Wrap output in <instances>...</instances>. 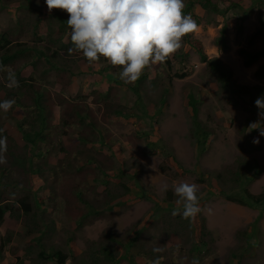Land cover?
<instances>
[{
	"label": "rangeland",
	"instance_id": "obj_1",
	"mask_svg": "<svg viewBox=\"0 0 264 264\" xmlns=\"http://www.w3.org/2000/svg\"><path fill=\"white\" fill-rule=\"evenodd\" d=\"M7 1L2 0L3 6ZM203 1L183 0V11L188 10L184 15L191 16L195 21L198 18V27L183 37L181 48L168 58L169 66L157 63L147 69L150 77H153V69L159 75L153 81L147 79L141 83L142 108L134 106L136 97L127 87L133 83L120 84L110 74V78L105 76L103 79L91 74L87 67L78 74L72 85L73 91L67 92L68 95L88 98L84 100L86 105L82 110L85 113L89 111L100 121L97 129L103 134L104 144L94 138L95 143L78 145L73 135H68L64 143L66 146L73 144L75 152L97 158L105 170L101 173L93 166H86L74 179L75 187H86V198L101 210L100 216L92 215L87 226L76 230L64 219V214L58 212L57 227L48 239V245L55 246L70 257L67 264H77L82 254L110 245L118 264H128L126 259L140 253L144 257L143 263L159 260L161 264H192L193 259H197L199 264H264V209L243 206L226 197L240 189L235 181L237 171L251 179L244 185L251 194L264 193V137L259 136V129L250 128L259 120L258 113L245 109L247 96L239 99L220 89L213 72L200 61L197 53L201 49L208 58L221 60L231 71L236 85L264 86V79L255 77V72L264 66V57L246 68L238 54L240 49L254 53L264 47V27L254 37L260 28L259 15L264 19V7L255 5L252 8L257 1L264 0H208L218 13L201 8L198 3ZM35 2L37 6H33L34 9L30 7L22 11L25 12L22 18L26 27L36 19L42 22L39 27L32 28L21 43L31 44L35 37H44L46 33L44 20L50 13L44 0ZM189 3L193 5L187 9ZM32 10L34 13H31ZM54 10L57 9L51 12ZM20 13L17 5L12 3L0 9V30L21 17ZM63 14L69 16L65 10ZM224 25L228 45L226 52L216 46ZM53 34H56V28ZM49 80L54 82L53 75ZM94 84H101L104 92L111 87V100L95 103L89 97L90 86ZM49 87L46 89L43 86L42 89L48 91ZM189 94H193L198 101V120L210 133L202 148H198L192 134L194 126ZM109 102L112 109L118 108L124 117L110 116ZM55 112L59 114L57 108ZM1 114L5 112L1 111ZM5 125L9 128L7 132L13 135V122L7 121ZM76 131L80 135L81 130L77 128ZM52 135L55 138L44 147L51 154L50 163L58 159L57 152L63 146L54 131H51ZM94 135L86 133L87 138L97 136ZM254 139H259V144L253 143ZM12 148L13 145L6 142V151ZM27 149L30 148L22 151L23 154ZM4 156L6 163L2 165L9 168L12 173L10 178L25 188L31 187L36 194L40 193L34 188L41 181L32 174L33 169L29 171L27 160L24 162L21 159L22 164L11 156ZM244 162H256L261 173L254 178L253 171L241 169ZM96 177L98 180H93ZM184 182L195 183L199 188L200 212L194 217L184 218L180 214L182 206L176 203L177 197L173 194L174 187ZM118 183L130 191L126 197L115 200L125 205H113V210L102 211V202H111L114 194L124 191ZM44 194L49 201L53 196L63 195L57 190ZM25 195L26 192H21L22 197ZM2 202L3 194H0ZM178 208L180 213L173 215ZM260 212L263 217L258 219ZM12 230L13 244L10 248L23 250L28 245L26 239L16 236V227ZM2 234L3 229H0V236ZM113 237H118L117 242L112 241ZM134 237L137 239L135 243ZM195 246L197 249L192 254ZM20 254L23 255V251ZM0 264H3V258Z\"/></svg>",
	"mask_w": 264,
	"mask_h": 264
},
{
	"label": "trees",
	"instance_id": "obj_2",
	"mask_svg": "<svg viewBox=\"0 0 264 264\" xmlns=\"http://www.w3.org/2000/svg\"><path fill=\"white\" fill-rule=\"evenodd\" d=\"M40 1V0H39ZM42 2V0H41ZM40 2V3H41ZM16 4L18 10L21 11V17L18 16L15 21L9 22L4 28L0 30V101L13 100L14 104L10 110L0 115V137H3L6 142L11 143L13 148L10 151L4 152L7 156H11L12 159H21L28 162L29 171L41 181L39 187L40 194H36L30 188H25L18 181L10 178L12 173L9 168H3L0 164V194H3V202L0 203V227L5 226L7 232L4 236H0V259L3 258V249L10 246L12 241V230L9 227L20 224L25 228L24 235L32 237L36 234H40L39 237H34L32 240L36 242H28L30 250L34 252L39 249L38 258H44L45 260L54 261L55 264H67V259L70 260L66 254L55 246L42 245V240L45 235L55 230L58 220H49L44 216L46 211V205L51 206L53 211L60 212L58 205L62 201L65 220L69 221L76 230L84 228L87 223L90 222L89 218L92 215L100 216V211L86 198V187L80 185L75 187L74 180L79 174L82 173L86 166H93L100 170L101 173L105 170L102 169L101 164L97 162V158L88 155L87 153L75 152L73 150L74 145L69 144L66 146L64 140H67L68 135H73L75 141H78V145L86 143H95L94 138H98L101 144H104L103 134L101 130L98 131L97 124L100 121L89 111L85 113L82 109L85 107L83 97L77 94H67L69 87L76 81L78 74L82 72V68H86L91 74L99 75L101 78H110V74L120 84H124L119 79V72L121 68L119 66H112L103 57L93 63H89L80 52L73 51L69 53L68 49L72 48L71 39L67 40V36L70 35V29L67 26V20L69 16L63 14L62 9H57L51 12L46 22V33L43 36L35 37L33 43L27 42L21 43L24 36H27L32 28L39 27L41 19H36L29 27H26L25 20L22 18L26 10L30 7L37 6L35 0H25L24 4L20 0H8L7 4L3 6L2 0H0V9L8 7V5ZM257 3V4H256ZM252 5V8L264 7V1H257ZM204 10H211L214 13H218L217 8L211 4L210 1L204 0L202 3H198ZM192 3H189V8L192 7ZM256 5V6H255ZM31 9V8H30ZM34 9V8H33ZM34 10L31 11V13ZM188 10H184L186 14ZM245 14V11H244ZM43 15V14H42ZM42 17V16H41ZM53 19V21H52ZM198 25V18L196 20ZM260 28L255 32L254 37L258 36L264 27V19L259 15ZM36 24V25H35ZM56 28V34H53ZM216 46L222 51L226 52L228 45L226 42V26L224 25L219 32V37L216 40ZM42 47V48H41ZM200 61L204 63L212 72L215 77L216 83L219 88L225 92H228L231 96L242 99L248 97L247 107L251 112L258 113V109L255 106V100L264 95V86H244L236 85L232 80L231 71L226 68L218 58H208L201 49L197 50ZM239 56L242 58L243 66L246 68L254 65L259 59L264 57V47L262 50L249 53L244 49L238 51ZM169 66V61L165 62ZM102 65L103 68L101 67ZM27 67L32 68V72L28 79L18 78L20 72ZM148 66L140 79L133 85L127 86L130 91L135 95L136 100L134 106L142 108L141 89L140 85L147 79L153 81L157 79L158 72L153 69V77L146 73ZM14 71L16 73L15 78L18 81V86L8 87L9 81L6 80L3 83V72ZM51 75H53L54 82H49ZM255 77L258 80L264 79V66L255 72ZM94 80V78H93ZM101 84H94L90 86V95L95 103L108 102L111 100L109 94L112 92L111 87L107 92H104ZM128 85V84H127ZM50 86L53 89L48 88ZM113 100V99H112ZM163 99H161L162 101ZM189 105L192 112V124H193V137L196 140L198 148H202L203 143L210 136V133L206 128H203L198 120V101L193 94H189ZM112 103L109 102V115L123 116L122 112L116 108L112 109ZM55 108L58 109L59 114L55 112ZM2 111V110H1ZM0 111V112H1ZM112 118V117H111ZM88 119L90 121H88ZM106 119V118H103ZM12 121L15 129L18 132L17 136H11L7 130L4 129V123ZM101 124V123H100ZM79 128L78 132H74ZM51 131L57 134L58 139L61 138L63 146L58 150V159L53 163H50L51 154L47 151L46 144L53 140L54 135L51 136ZM46 133V134H45ZM86 133H90L96 137L87 138ZM66 142V141H65ZM68 142V141H67ZM77 145V146H78ZM27 152L23 154V152ZM38 147V148H36ZM76 147V146H75ZM19 151L21 154H19ZM23 151V152H22ZM18 152V153H16ZM18 154L19 156L15 155ZM21 156V157H20ZM33 157L35 160H33ZM22 164H24L21 161ZM82 163V164H81ZM244 171H253L254 178H256L261 170L256 162H244L242 168ZM107 173V172H106ZM236 182L240 185L237 193L233 192L226 197L232 201H237L243 206H247L255 209H264V193L259 195L251 194L244 185L251 182V179L246 178V175L235 173ZM93 180H98L96 177ZM82 182V181H80ZM85 182V178L82 183ZM70 184V185H69ZM117 185L120 186V183ZM124 189L122 194H114L111 202L104 201V207L102 211L113 210V205L123 206L121 202H116V199L126 197L130 192L129 189L122 185ZM75 188V189H74ZM61 191L62 196H53L49 201L46 193H52L55 191ZM66 190L68 192H66ZM69 190H73L70 192ZM16 192L19 194H16ZM21 192H26L27 195L21 196ZM31 193V195H30ZM22 197V198H21ZM61 200V201H60ZM85 207H88L85 209ZM262 212L259 214L261 219ZM57 217V216H56ZM55 217V219H56ZM20 234V233H18ZM51 237V235H47ZM109 237V236H108ZM117 238H112V241L117 242ZM137 239L133 238V243ZM72 241L71 239L69 240ZM113 242V243H114ZM197 247H193L192 254L195 253ZM29 250L30 254L31 251ZM116 254L111 248L100 247V249H93L91 252L82 254L77 260V264H118L116 263ZM142 254H137L134 257L125 260L128 264H151L153 261L144 262ZM161 264V262H159Z\"/></svg>",
	"mask_w": 264,
	"mask_h": 264
},
{
	"label": "clouds",
	"instance_id": "obj_3",
	"mask_svg": "<svg viewBox=\"0 0 264 264\" xmlns=\"http://www.w3.org/2000/svg\"><path fill=\"white\" fill-rule=\"evenodd\" d=\"M49 13L62 9L69 14L67 26L73 47L69 53L80 52L93 63L102 57L112 66H119V79L135 83L152 64H163L182 46V39L198 27L195 20L184 15L183 0H44ZM8 87L18 86L12 72ZM13 100L0 101V110L7 112ZM259 120L250 125L264 137V95L255 100ZM259 125V127H256ZM259 139L253 143L259 144ZM6 140L0 137V164L6 163ZM167 186H165L166 188ZM199 188L195 183H179L173 189L176 203L182 206L173 215L194 217L200 212ZM159 252L160 249H155ZM159 264V260L153 262ZM192 264H199L193 259Z\"/></svg>",
	"mask_w": 264,
	"mask_h": 264
},
{
	"label": "crops",
	"instance_id": "obj_4",
	"mask_svg": "<svg viewBox=\"0 0 264 264\" xmlns=\"http://www.w3.org/2000/svg\"><path fill=\"white\" fill-rule=\"evenodd\" d=\"M46 9V8H45ZM44 10V9H43ZM47 12L49 13V11L47 10ZM9 72H12V73H14V75H15V78H17L16 77V73L14 72V71H7V72H3V83H5L6 82V80H8V73ZM31 72H32V68L31 67H27L25 70H22L21 72H20V76L18 77L19 79L20 78H23V79H28V77L30 76V74H31ZM18 80V79H17ZM5 85L6 86H8L6 83H5ZM73 85V84H72ZM72 85L69 87V90H72ZM86 89V88H85ZM73 91V90H72ZM91 91V90H90ZM4 116V115H3ZM5 121H3V123H4ZM5 124V123H4ZM6 126H8V125H4V129L5 130H9V128H7ZM10 126V125H9ZM13 128H14V130H15V132H14V134H13V136H17L18 135V132H17V130L15 129V127H14V125H13ZM46 134V133H45ZM12 136V135H11ZM40 181V180H39ZM40 185H41V182H40V184L38 185H36V187L34 188V191H36V190H39V187H40ZM40 193H38V195H39ZM61 201V200H60ZM46 211L44 212V216L46 217V218H48L49 220H57V219H55V217L56 216H58V213H56V212H54L53 211V209H52V207L51 206H47L46 205ZM58 208H59V210H60V215H62V214H64V213H62V209H63V204H62V201L61 202H59V205H58ZM64 219H66L65 218V216H64ZM16 227V233H20V234H18V235H16V236H18L19 237V239H26L25 240V243H26V241H27V243L28 242H30V241H32V242H36V241H34V240H32V238H34V237H39L40 236V234H36V235H34V236H32V237H27V236H25L24 235V233H25V228H23L20 224H17V225H13L12 224V226L11 227H9V229L10 230H12L13 228H15ZM57 227V226H56ZM55 227V228H56ZM0 229H3V234H2V236H4L5 235V233L7 232V229L8 228H6L5 226H2V227H0ZM13 231V230H12ZM54 234V231H51L50 233L48 232L46 235H45V237L43 238V240H42V245H48V239L50 238V237H47V235H53ZM13 244V240L11 241V244H10V246ZM10 246H7V247H5L4 249H3V264H5V263H7V264H55V262L54 261H51V260H45L44 258H38L37 256L39 255V249H37V251H33L34 253H31V255H30V253H29V250H30V248H29V246L28 247H24V249L23 250H20V249H18V248H10ZM23 251V255H21L20 254V251ZM2 262V259H0V263Z\"/></svg>",
	"mask_w": 264,
	"mask_h": 264
}]
</instances>
